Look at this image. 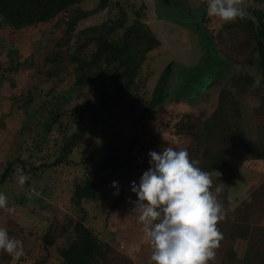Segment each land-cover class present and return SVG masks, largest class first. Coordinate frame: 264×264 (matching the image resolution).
<instances>
[{
	"label": "rangeland",
	"instance_id": "374dc122",
	"mask_svg": "<svg viewBox=\"0 0 264 264\" xmlns=\"http://www.w3.org/2000/svg\"><path fill=\"white\" fill-rule=\"evenodd\" d=\"M104 1L76 0L53 20L21 28H15L0 14V179L11 166L9 176L0 182V192L7 195L8 206L14 208L11 213L0 209V227L22 241L25 251L19 259L0 252V259L9 256L10 264H28L49 254L47 264H60L59 249L77 248L85 228L91 227L109 244L100 257L101 264H113L121 254L129 256L133 264H149L152 249L138 220L140 213L134 210L137 195L131 190L132 182L138 184L150 167V150L160 152L168 143L188 151L193 135L176 133L184 115L191 114L194 121L202 123L216 109L227 111L235 98L242 110L251 155L235 178L223 184L225 189L218 196L224 210L220 228L223 239L209 264H222L240 203L264 182L259 148L264 137V80L257 63H235L216 43L219 56L232 62L230 67L213 52L214 43L203 29H196L191 37L172 36L167 40L162 34L167 21H159L158 46L164 40L174 46L161 60L174 61L172 74L166 81L160 78V55L154 53L144 62L134 88L115 103L112 96L116 90L111 85L116 79L93 67L92 54L99 44L90 40L92 32L88 29L103 28L122 9L129 23L135 18L145 23L150 12L158 10V1L106 0L108 6L102 9ZM176 2L172 0L168 6L160 0V11L182 23L189 22L186 12L192 11V6L204 4L202 0H190L188 4L187 0L176 7ZM245 8L247 18L228 22L207 15L206 8L203 26L216 42L224 25L247 24L255 19L252 10L264 11V0H245ZM199 33L203 35L201 40ZM188 63L192 72L183 77ZM89 69L95 77L80 85L79 76ZM73 139L77 144L69 150ZM111 152L119 158L120 166L116 171L103 172L98 197L78 206L73 199L75 188L84 184ZM21 170L29 176L23 186L18 183ZM212 180L217 178L212 176ZM113 181L118 185L113 186ZM33 186L40 195L29 198L26 193ZM122 193L123 199L114 207ZM251 222L264 226V208L253 215ZM51 225L56 241L46 247L43 237ZM63 226L67 231L60 235ZM246 243L236 242L240 254Z\"/></svg>",
	"mask_w": 264,
	"mask_h": 264
},
{
	"label": "trees",
	"instance_id": "16d2710c",
	"mask_svg": "<svg viewBox=\"0 0 264 264\" xmlns=\"http://www.w3.org/2000/svg\"><path fill=\"white\" fill-rule=\"evenodd\" d=\"M175 6L187 2L178 0ZM76 4V0H0V14L15 28L47 23ZM164 4H172V0H164ZM105 0L102 9L107 7ZM203 7V17L206 4ZM121 14L106 23L103 28H89L92 32L90 40H97L99 44L92 54L93 67L116 79L111 88L116 90L112 96L114 102H120L136 85L142 66L148 54L158 46V38L139 18L131 23L128 21L124 9ZM255 19L248 23H231L224 25L218 32L216 42L209 34V40L218 43L228 59L235 63L255 64L264 78V12L254 11ZM73 29V24H71ZM210 33V32H209ZM88 73H91L88 75ZM91 69L82 73L77 82L87 83V79L94 78ZM108 94V90L106 92ZM178 135L192 134L193 138L188 149L191 159L198 160L199 167L207 172L219 171L222 175L213 180V191L217 185L231 182L245 160L251 155V148L247 140L240 103L233 98L227 111L216 109L209 118L202 123L194 121L191 114H186L176 125ZM77 141L73 139L68 145L69 150ZM259 148L264 160V137L260 138ZM68 151V150H67ZM57 162H61L59 159ZM120 166L119 158L114 152L109 153L99 162L96 171L92 172L84 184L78 185L74 191V202L81 206L83 201L95 200L102 188L103 172L116 171ZM8 166L0 182L10 174ZM217 181L223 183L218 184ZM225 185H223V190ZM123 199V193L115 200L114 207ZM264 208V182L255 189L239 205L234 222L229 232V243L226 246L222 264H264V226L253 225L251 219ZM224 212V210H223ZM221 223L218 228L221 231ZM67 227H62L60 235H64ZM55 230L51 225L43 237L46 247L55 244ZM246 241V248L240 254L235 247L237 241ZM109 247L106 238L101 237L96 230L86 227L77 248L61 247L60 264H101L100 257ZM8 255V254H7ZM1 256V253H0ZM49 254L43 259L28 264H47ZM0 264H10L9 256ZM113 264H133L129 256L121 254Z\"/></svg>",
	"mask_w": 264,
	"mask_h": 264
},
{
	"label": "clouds",
	"instance_id": "9594fccd",
	"mask_svg": "<svg viewBox=\"0 0 264 264\" xmlns=\"http://www.w3.org/2000/svg\"><path fill=\"white\" fill-rule=\"evenodd\" d=\"M207 15L218 16L225 22L247 18L245 0H202ZM150 167L143 172L131 190L136 193L134 210L152 252L149 264H209L216 257L223 235L218 222L224 219L223 205L218 199L223 185L213 191V173L202 170L199 161L190 158L187 149L170 146L162 151L148 152ZM219 178L222 174L214 171ZM29 176L18 173L23 186ZM113 186L118 182L113 181ZM118 194V193H117ZM29 198L40 193L33 186ZM0 209L9 213L8 197L0 192ZM0 252L16 259L25 254L22 241L11 237L0 227Z\"/></svg>",
	"mask_w": 264,
	"mask_h": 264
},
{
	"label": "crops",
	"instance_id": "0c3cea01",
	"mask_svg": "<svg viewBox=\"0 0 264 264\" xmlns=\"http://www.w3.org/2000/svg\"><path fill=\"white\" fill-rule=\"evenodd\" d=\"M158 2H155L156 3V6L158 8L157 9H154L153 11L150 12V15H148V19L147 21H145V23L148 25V26H151L152 29H153V33L155 34V36L157 37L158 36V33H157V29H156V25L159 24V21L161 22H166L167 25H164V27H162V34H164L167 38V40H169L172 36H177V37H183V36H187V37H191L192 35L195 34V30L196 29H203L208 37H209V31L203 26V23H202V20H203V7L202 6H192L193 9L192 11H187L186 14L188 15V19H189V22L188 21H185L186 23H182L180 22L178 19H172L170 17H167L165 15H163L160 11V0H157ZM190 0H189V3L190 4ZM162 25V24H160ZM150 27V28H151ZM200 35V40L201 38L203 37V35L201 33H199ZM208 41V40H207ZM201 44V43H200ZM164 45V46H163ZM194 46V45H193ZM174 46L172 45V43H170L169 41H166L164 40L163 44L160 45V46H157L156 48H154L152 51H150V53L148 54V57H147V60L149 58H152L154 56V53H157L160 55L159 59H157V64L159 67L158 70H159V73L161 72L160 74V78H164L163 80L166 81V78L168 79L169 75L172 74V70H173V65H174V61H170V60H166L164 59L163 63L161 62L163 56L165 55V53H170L168 52V50H171ZM196 47L198 48L199 45H196ZM175 50V48L173 49ZM213 52L216 54V56H218V58L225 64L229 65L230 67L232 66V62L230 61H227L223 58H221L217 52V47L214 43V50ZM257 63V66H258V62ZM234 64V63H233ZM192 65H190V63H188V65L186 66V68L184 69L183 73H182V76H186L188 73H191L192 70L191 68ZM258 69H259V66H258ZM260 71V69H259ZM158 73V72H157ZM261 73V79L264 80L263 76H262V72L260 71ZM178 74H181L180 71L178 72ZM165 87H166V84H165ZM164 90L166 91V89L164 88Z\"/></svg>",
	"mask_w": 264,
	"mask_h": 264
},
{
	"label": "flooded vegetation",
	"instance_id": "af4514ba",
	"mask_svg": "<svg viewBox=\"0 0 264 264\" xmlns=\"http://www.w3.org/2000/svg\"><path fill=\"white\" fill-rule=\"evenodd\" d=\"M254 1L258 2V1H260V0H254ZM252 11H253V15H254V11H262V12H264V11L261 10V9H254V10H252ZM256 62H258V61H256Z\"/></svg>",
	"mask_w": 264,
	"mask_h": 264
}]
</instances>
